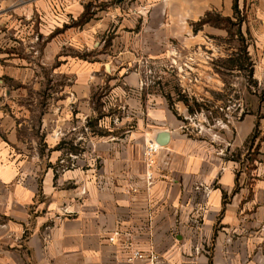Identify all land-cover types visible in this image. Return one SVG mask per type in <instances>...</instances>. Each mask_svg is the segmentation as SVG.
<instances>
[{"label":"crops","instance_id":"crops-1","mask_svg":"<svg viewBox=\"0 0 264 264\" xmlns=\"http://www.w3.org/2000/svg\"><path fill=\"white\" fill-rule=\"evenodd\" d=\"M234 2L0 0V264H127L125 239L264 264V144L230 158L259 125L264 0Z\"/></svg>","mask_w":264,"mask_h":264},{"label":"rangeland","instance_id":"rangeland-1","mask_svg":"<svg viewBox=\"0 0 264 264\" xmlns=\"http://www.w3.org/2000/svg\"><path fill=\"white\" fill-rule=\"evenodd\" d=\"M235 66H237V65H235ZM252 68L254 71V66H252ZM250 70H251V67H248V69H246V66H245V72L246 71L250 72ZM253 71L251 70L252 74H253ZM252 74H251V76H252ZM250 86H251V89H250L251 114L252 115L257 114L256 118L259 121V125H257L252 130L248 141L243 145V147L239 148L236 146L235 148H233V150L231 151V154H230V158L232 160H235L237 162H241L243 160V163L248 168H251L256 161L260 160V158L258 156L259 145H260V143L264 144V128L261 127V125H260V121L262 119H264V84L259 86L257 84V81H255V80H253V78H251L250 79ZM258 105H261L260 109H259ZM213 117H215V116L213 115ZM208 118L211 119L210 116H208ZM214 120H215V124L219 126V127H217L218 129L215 128V130L219 131L221 129L220 125H222V123L219 120H216V119H214ZM211 122H212V120H211ZM262 150H264V149H262ZM262 162H264V158L262 159Z\"/></svg>","mask_w":264,"mask_h":264},{"label":"built area","instance_id":"built-area-1","mask_svg":"<svg viewBox=\"0 0 264 264\" xmlns=\"http://www.w3.org/2000/svg\"><path fill=\"white\" fill-rule=\"evenodd\" d=\"M159 150V146L155 143H149L144 151V161L147 168L151 169L154 165V157ZM153 176L151 172L146 175L148 185L152 183ZM120 233L115 232L108 238L109 242L113 243L119 237ZM122 250L126 255L127 264H157L159 257L155 253H145L130 242V239H125L122 243Z\"/></svg>","mask_w":264,"mask_h":264},{"label":"trees","instance_id":"trees-1","mask_svg":"<svg viewBox=\"0 0 264 264\" xmlns=\"http://www.w3.org/2000/svg\"><path fill=\"white\" fill-rule=\"evenodd\" d=\"M234 9L237 11V0H235V2H234ZM86 19H88L87 14L83 15V16L80 18L78 24L84 23ZM216 22L225 23L226 20H224V19H220L219 17H214V16H212V15H206V17L203 18V19H202L197 25H198V26H201V25H204V24H207V23H208V24H209V23H210V24H214V23H216ZM245 63L247 64V61H245ZM252 66H253V63L250 62L249 64L246 65V68L251 67V70L253 71ZM251 70H250V73L252 74ZM247 141H248V140H247ZM247 141H246V142H247Z\"/></svg>","mask_w":264,"mask_h":264},{"label":"water","instance_id":"water-1","mask_svg":"<svg viewBox=\"0 0 264 264\" xmlns=\"http://www.w3.org/2000/svg\"><path fill=\"white\" fill-rule=\"evenodd\" d=\"M162 137H166V135L162 136ZM164 141H160V143L162 144Z\"/></svg>","mask_w":264,"mask_h":264}]
</instances>
